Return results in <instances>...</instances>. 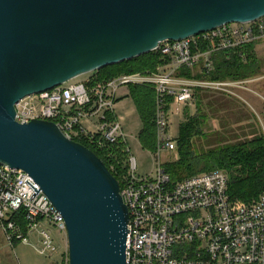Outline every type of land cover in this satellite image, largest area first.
<instances>
[{"label":"water","instance_id":"obj_1","mask_svg":"<svg viewBox=\"0 0 264 264\" xmlns=\"http://www.w3.org/2000/svg\"><path fill=\"white\" fill-rule=\"evenodd\" d=\"M263 18L264 0H0V166L27 173L62 215L69 264H127L121 183L54 122L19 123L16 105L166 41Z\"/></svg>","mask_w":264,"mask_h":264},{"label":"built area","instance_id":"obj_2","mask_svg":"<svg viewBox=\"0 0 264 264\" xmlns=\"http://www.w3.org/2000/svg\"><path fill=\"white\" fill-rule=\"evenodd\" d=\"M263 40L264 18L166 41L156 51L168 57L170 64L155 73L122 75L96 85H91V79L69 82L16 105V120L21 124L51 121L73 141L86 137L99 148L123 143L127 154L126 137L115 114L119 91L131 86L154 91L156 169L151 175L138 176L136 159L128 158V175L121 186L130 213L127 264H264V195L252 205L232 201L229 177L221 170L174 182L161 160L163 152L177 151L178 139L171 127L181 116V106L191 104L198 89L230 94L239 85L188 80L178 77V72L202 65L209 73L213 53H231ZM96 116H100V133L83 129L81 121ZM40 190L24 171L0 166V230L12 247L30 243L36 233L39 252L51 259L60 249L52 230L67 238V228Z\"/></svg>","mask_w":264,"mask_h":264},{"label":"trees","instance_id":"obj_3","mask_svg":"<svg viewBox=\"0 0 264 264\" xmlns=\"http://www.w3.org/2000/svg\"><path fill=\"white\" fill-rule=\"evenodd\" d=\"M255 45H249L231 53H213V69L207 73L202 65L194 69H182L177 76L188 80L207 82H243L259 75V62ZM202 49H205L203 47ZM170 64V59L155 51L119 65L103 68L91 75V85L104 84L122 75L155 73L159 68ZM203 89H198L196 93ZM130 96L134 98L144 124L140 141L145 148L156 150V132L153 122L155 93L149 87L131 86ZM223 94V93H222ZM196 96V94H195ZM195 98V97H194ZM199 98V97H198ZM203 99L199 101L196 116L185 110L184 120L179 126L176 161L165 164L166 171L174 182L181 181L204 172L221 170L229 177V195L232 201L242 205H252L264 195V135L253 132L250 139L228 142L219 137L216 144L207 149L198 144L207 140L203 128L207 116L200 113ZM99 136H97V140ZM92 150L109 168L121 186L128 175L125 145H107L99 148L89 138L75 139ZM56 264H69L66 259Z\"/></svg>","mask_w":264,"mask_h":264},{"label":"rangeland","instance_id":"obj_4","mask_svg":"<svg viewBox=\"0 0 264 264\" xmlns=\"http://www.w3.org/2000/svg\"><path fill=\"white\" fill-rule=\"evenodd\" d=\"M254 50L259 62V75L253 79L239 82V85L233 88L230 94L211 90H202L198 94L196 93L191 104L181 106V116L173 122L171 131L176 139L179 138L180 124L186 120L185 110H189L190 116H196L198 114L197 105L201 99L204 102L201 104L200 113L207 116L203 131L208 136L207 140L199 139L198 144L201 147L204 146L207 149L208 146L216 144L219 137L233 143L250 139L253 132L264 135V40L256 44ZM92 74L81 76L71 81L70 84L86 83ZM130 94V87H124L119 91L115 114L126 137V147L129 151L127 161L128 158H135L138 165L137 175L145 177L155 171L157 158L154 152L145 148L140 141L144 124L135 100ZM81 126L87 132L100 133V116L83 119ZM178 157V150L163 152L161 160L163 163H171ZM52 234L60 249L54 258L48 259L39 252V236L36 233L30 236V243L19 242L12 247L0 230V264H56L63 259H66L67 262V238L56 230H52Z\"/></svg>","mask_w":264,"mask_h":264},{"label":"crops","instance_id":"obj_5","mask_svg":"<svg viewBox=\"0 0 264 264\" xmlns=\"http://www.w3.org/2000/svg\"><path fill=\"white\" fill-rule=\"evenodd\" d=\"M1 233H3L2 231H1ZM4 235V234H3Z\"/></svg>","mask_w":264,"mask_h":264}]
</instances>
